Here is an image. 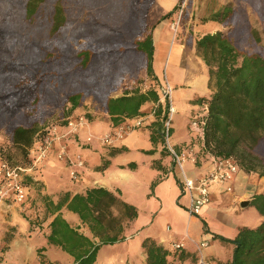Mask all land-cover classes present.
I'll return each instance as SVG.
<instances>
[{"label": "trees", "instance_id": "1", "mask_svg": "<svg viewBox=\"0 0 264 264\" xmlns=\"http://www.w3.org/2000/svg\"><path fill=\"white\" fill-rule=\"evenodd\" d=\"M153 1L0 0V130L13 146L26 153L43 129L46 105L62 106L61 116L66 117L91 96L115 125L145 115L142 109L158 100L160 85L152 69L155 24L146 18ZM243 1L264 22V0ZM84 10L87 16L78 20ZM241 17L239 9L223 6L206 19L229 29L195 40L213 91L193 101L205 109L203 143L208 152L232 158L243 171L264 177V46L256 29L240 26ZM137 72L136 80L148 82L147 88L111 96L124 74ZM167 116V104L160 102L142 126L152 144H162ZM66 200L54 205V210ZM109 205L127 207L107 190L93 188L86 195H74L66 208L97 225L108 219ZM251 205L260 223L240 227L234 239L227 240L233 250L224 264H264V193L255 194ZM50 229L48 242L73 256L75 264H93L101 245L124 237L120 230L93 225L91 230L100 241L93 244L60 214L51 220ZM141 246L145 264H198L196 252L188 247L169 250L151 238ZM41 251L39 264H52Z\"/></svg>", "mask_w": 264, "mask_h": 264}, {"label": "crops", "instance_id": "2", "mask_svg": "<svg viewBox=\"0 0 264 264\" xmlns=\"http://www.w3.org/2000/svg\"><path fill=\"white\" fill-rule=\"evenodd\" d=\"M182 47L180 45V49ZM194 99L186 100L187 108L181 110L180 123L173 124L171 133V142L177 150L187 149L193 154L199 148L194 144V133L188 130L187 124L188 115L194 109ZM180 103L181 100L178 105ZM150 108L151 104H147L142 111L147 114ZM84 117L87 125L78 136H66L60 142H54L34 178L36 183L28 189L30 197L25 206L28 208V204H33L32 209L35 211L36 208L39 219L42 216L45 219L29 231L26 243L21 240L20 228L16 227L17 234L12 237L15 249L12 254H5L0 264H27V261L39 264V249L52 264H75L73 256L48 242L50 222L56 214L93 244L100 242L91 230L93 225L98 229L107 227L110 232L121 231L123 240L101 245L93 264H145L141 246L145 238H151L169 250L176 249L175 244H181L194 250L198 257L202 252L211 264L231 260L233 245L229 241L234 239L240 227H255L252 222L261 220L260 216L254 219V214L247 211L253 196L264 193V177L240 169L229 182L210 185L208 204L198 215H193L187 211L189 196L183 191L178 169L162 144L150 142L145 128L130 131L112 146H102L97 140L86 144V134L102 135L116 125L103 111ZM151 119L149 117V121ZM58 130L62 133L65 127L60 126ZM64 143L70 160L74 161L80 155L84 162L76 180L70 178L66 160L59 161L56 157L60 144ZM195 159L194 162L188 159L184 164L185 175L193 179L203 176L212 165L209 153H200ZM93 188L112 193L126 204V209L122 205H109V217L103 222L96 225L95 221H82L78 214L66 208V203L74 195H86ZM64 199L67 200L60 209L54 210V205ZM244 201L246 204L242 205ZM109 218L115 220L108 222ZM199 242L207 245L200 249Z\"/></svg>", "mask_w": 264, "mask_h": 264}, {"label": "rangeland", "instance_id": "3", "mask_svg": "<svg viewBox=\"0 0 264 264\" xmlns=\"http://www.w3.org/2000/svg\"><path fill=\"white\" fill-rule=\"evenodd\" d=\"M223 6H231L239 9L242 13L240 26L246 30L249 28L256 29L259 32L261 45L264 46V22L260 19L251 5L243 0H154L152 6L149 8V13L146 16V18L148 17L147 22L150 25L155 24L152 31V69H154L155 75H157L156 77L159 81L162 82L166 79L172 88L171 97L173 106L176 108L173 114L172 128L173 124L176 123L178 125L180 123L182 111L187 108L186 100L190 102L191 98H199V96L208 95L213 91V85H209L207 67L203 60L196 54L195 40L205 33H212L215 31L226 33L228 31L229 26H225L223 23H219L215 20H206L211 14L218 12ZM166 13H170L171 15L159 21ZM87 14L88 12L85 10L80 12L78 20H82ZM180 45L183 46L181 49ZM180 50L182 55L180 54ZM138 75V72L130 75L124 74L117 87L111 91V96L120 95L124 91L132 90L133 88L141 90L147 88L149 85L148 82L140 81V83L136 80L135 77ZM179 100H181L180 105H178ZM193 105L194 109L188 115L189 121L187 127L190 132H192L189 127L190 120L195 116L200 117L205 114V109L202 105L196 104V102H193ZM69 106L70 105L66 106L67 110ZM43 111V119L45 120L43 129L37 132L32 145L28 148L26 153H23L19 148L13 146L4 132L0 130V159L6 160L13 166L30 168L25 175V184H27L28 189L32 184L36 183L34 178H36V175L40 172L42 168L41 165L46 159L45 158L42 162H38L32 167V162L36 156L34 143L42 140V138L46 136L47 128H55L56 136L58 135L59 139L54 142H60L63 137L78 136L83 129L79 130L77 134H68L66 124L68 119H73L78 116H91L92 112L102 110L100 109L99 103H97L93 97L89 96L85 98L78 108L70 111L66 117L61 116L62 106L46 105L43 107ZM148 122L149 117L146 119V123ZM60 126L65 127V131L62 133L58 130ZM117 126L118 125L115 127ZM192 137L194 144L199 148L196 149L194 156L197 157L200 153L208 154L209 152L204 147L203 141L198 139L195 134ZM63 145L66 146L65 143L60 144L59 150ZM209 154L211 155V153ZM57 159L62 161L59 157H57ZM29 197L28 192L25 202L29 200ZM25 202L22 204H18L14 201L0 202V263L3 261L5 254H12L13 249H15L12 237L15 233L17 234L16 227L20 228L21 240L26 243L30 237L27 235L29 231L32 230L35 225H41V221L45 219L42 216L40 220L36 214L38 213L36 208L35 211L32 209L33 204H28L27 206L29 207L27 208ZM247 212H252V214H254L252 215L254 219L257 216L259 217L253 205H251ZM259 223L260 222L256 223L254 221L251 225L257 226ZM27 264H29V261H27Z\"/></svg>", "mask_w": 264, "mask_h": 264}, {"label": "built area", "instance_id": "4", "mask_svg": "<svg viewBox=\"0 0 264 264\" xmlns=\"http://www.w3.org/2000/svg\"><path fill=\"white\" fill-rule=\"evenodd\" d=\"M172 88L168 81L164 79L160 81L159 85V98L152 104L149 112L143 116H139L134 119L127 120L121 125H118L111 131L102 135L87 134L85 142L91 143L93 140H97L102 146H112L115 143L121 141L125 136L132 130L138 129L145 125L148 117H153L154 110L158 103L162 102L167 104L168 116L162 124L161 135L162 145L168 152L173 162V165L178 169L180 173V181L183 191L189 196V205L187 211L190 214L198 215L201 209L208 204L210 200L209 186L212 184H222L229 182L234 175L240 170L238 164L232 158H222L219 156L210 155L211 168L199 178H189L185 175L184 164L188 159L194 162L195 156L190 151L177 150L171 143V128L173 114L175 112L172 103ZM68 134L74 135L79 132L84 126L87 125V120L84 116H78L73 119H68L67 122ZM205 119L200 116L193 117L189 122L190 130L203 141ZM46 136L42 140L35 142L34 151L36 156L32 162L34 167L38 162H42L48 151L51 149L52 144L55 140H58L56 136L55 128H47ZM61 137V136H60ZM33 150V149H32ZM57 157L62 160H66L67 165L70 167L69 175L71 179L76 180L78 178V169L83 167V160L76 156L73 160H70L66 155L65 147L62 146L58 150ZM30 168H24L22 166L10 165L6 160L0 159V202L14 201L18 204H22L27 200L28 186L25 184V175ZM207 245L206 242H199V248L202 249ZM181 244H175V248L181 247ZM198 248V249H199ZM198 264H211L205 259L202 252L199 253Z\"/></svg>", "mask_w": 264, "mask_h": 264}, {"label": "water", "instance_id": "5", "mask_svg": "<svg viewBox=\"0 0 264 264\" xmlns=\"http://www.w3.org/2000/svg\"><path fill=\"white\" fill-rule=\"evenodd\" d=\"M246 204V201H244L243 203H242V205H245Z\"/></svg>", "mask_w": 264, "mask_h": 264}]
</instances>
